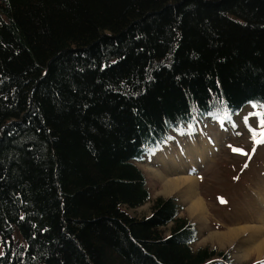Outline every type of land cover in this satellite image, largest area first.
<instances>
[{
    "label": "trees",
    "instance_id": "1",
    "mask_svg": "<svg viewBox=\"0 0 264 264\" xmlns=\"http://www.w3.org/2000/svg\"><path fill=\"white\" fill-rule=\"evenodd\" d=\"M254 104L264 0H0V264H234L174 197L130 209L145 156Z\"/></svg>",
    "mask_w": 264,
    "mask_h": 264
},
{
    "label": "rangeland",
    "instance_id": "2",
    "mask_svg": "<svg viewBox=\"0 0 264 264\" xmlns=\"http://www.w3.org/2000/svg\"><path fill=\"white\" fill-rule=\"evenodd\" d=\"M263 120V106H244L227 120L204 119L197 123L195 132L188 131L186 136H176L145 156L138 167L145 173L152 198L141 207L130 209L131 214L137 217L148 216L154 198L174 197L181 206L180 215L190 218L198 229L196 242L192 245L194 249L202 246L216 247L227 251L234 264H264V252L259 258L254 247L264 236V143H256L257 139L264 140ZM213 141L217 142L214 143L215 148H212ZM234 148L243 149V153L233 151ZM204 149L207 151L202 155L203 159H199L196 152H203ZM175 155L184 162L181 164L184 169L173 174L169 171H173L174 162L171 157ZM191 161H196L195 165ZM189 164L196 167L189 168ZM152 167L166 176L172 174L173 179L193 175L196 181L195 193L205 205L204 216L192 214L190 202L183 193L184 188L164 193L166 178L161 179ZM239 226L250 227V230L235 239L227 238L229 241L226 243L212 236ZM261 226L263 233L259 238L255 234ZM14 236L19 243H23L20 236ZM255 237L257 240H254Z\"/></svg>",
    "mask_w": 264,
    "mask_h": 264
},
{
    "label": "bare ground",
    "instance_id": "3",
    "mask_svg": "<svg viewBox=\"0 0 264 264\" xmlns=\"http://www.w3.org/2000/svg\"><path fill=\"white\" fill-rule=\"evenodd\" d=\"M214 143H217V142L216 141L212 142V148L216 147L214 145ZM206 151H207V149L206 150L204 149L203 152H200V151L198 153L196 152V155L198 156L199 159L200 158L203 159L202 155H205ZM185 154L186 153H184V155ZM171 159L173 160L174 164H173V171L172 170H170V171L168 170L169 173L175 174V172H182L183 169H184V165H181V164H184V162L181 159H177L176 155L171 157ZM195 162L191 161V164L194 163V165H195ZM191 164H189V168L196 167V166L192 167ZM153 168L154 167H152V170L157 172L158 176L161 179L166 178V179H164V184H165V187H164V190H163L164 193L165 192L171 193V192L175 191L176 189H178L180 187L184 188L183 189V193L186 194L185 196H186V199H187L188 203L190 202L189 205H190V211L192 212V214L197 216V217L201 216V215L204 216V214H205V205H204L203 201L201 200V198L198 197L197 193H195L196 192V189H195L196 181H195L194 178H192L193 175H188L189 176L188 178L177 177L176 179H173L172 174H168V176H166V175H164L162 173V171H159V170H156L155 168L154 169ZM196 197L198 199H196ZM257 229H256V234H255L256 237L259 236V235L261 236V233H263L262 232L263 231L262 226H261L260 229L259 228H257ZM249 230H250V227L249 228H244V227L239 226V227H236V228H231L228 231H225L223 233H214V235H212V236H213V238L215 237V238L219 239V241L221 243H226V241H229L227 238L235 239V238L239 237L241 233H244L246 231L249 232ZM260 236H259V238H260ZM255 238H254V240H257V238L256 239ZM259 242L260 243L257 242L258 244L256 243V246H254V247H255V250L258 253L259 258H260L262 256L263 252H264V236H263V239L261 241H259ZM250 251L248 250V252H250Z\"/></svg>",
    "mask_w": 264,
    "mask_h": 264
},
{
    "label": "snow or ice",
    "instance_id": "4",
    "mask_svg": "<svg viewBox=\"0 0 264 264\" xmlns=\"http://www.w3.org/2000/svg\"><path fill=\"white\" fill-rule=\"evenodd\" d=\"M262 123H264V121H262ZM254 139H255V134H254ZM256 143L257 144H259V143H264V140H259V139H257L256 140ZM233 151H237V152H242L243 153V149H233ZM253 151H255V149H253ZM245 155H247V153H244ZM247 165H245V167H246Z\"/></svg>",
    "mask_w": 264,
    "mask_h": 264
},
{
    "label": "crops",
    "instance_id": "5",
    "mask_svg": "<svg viewBox=\"0 0 264 264\" xmlns=\"http://www.w3.org/2000/svg\"><path fill=\"white\" fill-rule=\"evenodd\" d=\"M176 191V190H175Z\"/></svg>",
    "mask_w": 264,
    "mask_h": 264
}]
</instances>
